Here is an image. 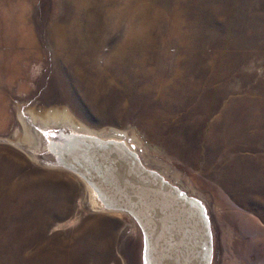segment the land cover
<instances>
[{
    "label": "rangeland",
    "instance_id": "1",
    "mask_svg": "<svg viewBox=\"0 0 264 264\" xmlns=\"http://www.w3.org/2000/svg\"><path fill=\"white\" fill-rule=\"evenodd\" d=\"M51 107L205 190L215 264H264V0H0V264H122L127 217L27 153Z\"/></svg>",
    "mask_w": 264,
    "mask_h": 264
},
{
    "label": "water",
    "instance_id": "2",
    "mask_svg": "<svg viewBox=\"0 0 264 264\" xmlns=\"http://www.w3.org/2000/svg\"><path fill=\"white\" fill-rule=\"evenodd\" d=\"M30 118L37 121L28 133V155L76 177L91 210L127 217L115 239L122 264H215V223L205 190L168 165L150 162L139 140L122 130L88 128L57 107ZM19 137L24 141L26 132Z\"/></svg>",
    "mask_w": 264,
    "mask_h": 264
},
{
    "label": "crops",
    "instance_id": "3",
    "mask_svg": "<svg viewBox=\"0 0 264 264\" xmlns=\"http://www.w3.org/2000/svg\"><path fill=\"white\" fill-rule=\"evenodd\" d=\"M246 218L248 219L249 222H253L254 223L255 231L261 233V230H262L261 229V226L256 223V219L255 218H252V217H246Z\"/></svg>",
    "mask_w": 264,
    "mask_h": 264
},
{
    "label": "bare ground",
    "instance_id": "4",
    "mask_svg": "<svg viewBox=\"0 0 264 264\" xmlns=\"http://www.w3.org/2000/svg\"><path fill=\"white\" fill-rule=\"evenodd\" d=\"M121 253L123 254V250L121 251Z\"/></svg>",
    "mask_w": 264,
    "mask_h": 264
}]
</instances>
